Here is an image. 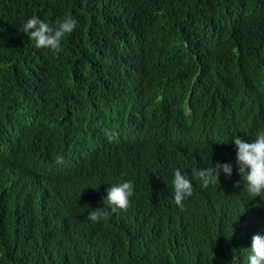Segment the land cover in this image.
Returning a JSON list of instances; mask_svg holds the SVG:
<instances>
[{
	"label": "clouds",
	"instance_id": "obj_1",
	"mask_svg": "<svg viewBox=\"0 0 264 264\" xmlns=\"http://www.w3.org/2000/svg\"><path fill=\"white\" fill-rule=\"evenodd\" d=\"M35 7L32 0H17L18 16L0 17V26L22 22L24 37L43 51L32 71L42 79L29 84L37 77L18 72L14 62L11 80L21 91L45 80L53 94L43 99L53 109L27 114L32 121L23 134H0L13 140L0 141V148H12L0 150V199L9 196L13 209L43 215L42 248L50 255L73 248L87 261L119 249L160 264H264L263 46L254 36L247 39L246 59L257 70L247 88L257 97L232 99L224 74L208 69L188 41L165 48L134 35L74 54L77 39L87 46L99 41L91 23H78L76 0H58L55 18L34 14ZM23 44L24 38L21 49ZM45 52L67 66L52 69ZM238 107L249 117L223 113ZM85 109L93 113H76ZM84 119L89 121L76 122ZM96 120L114 131L86 136L83 130ZM42 122H50V129L30 134L42 130ZM76 130L78 139L92 143L76 141ZM97 135L108 141L94 145ZM87 148L99 151L84 158L70 153ZM86 202L91 211L78 223L74 216ZM231 229L240 234L236 242ZM203 234L201 247L195 237Z\"/></svg>",
	"mask_w": 264,
	"mask_h": 264
},
{
	"label": "trees",
	"instance_id": "obj_2",
	"mask_svg": "<svg viewBox=\"0 0 264 264\" xmlns=\"http://www.w3.org/2000/svg\"><path fill=\"white\" fill-rule=\"evenodd\" d=\"M57 2L32 0L37 6L34 14L57 17L52 9ZM76 3L78 23H91L90 33L99 41L87 46L77 39L74 54L83 55L102 40L115 46L134 35L145 36L151 43H161L165 48L188 41L193 47L192 53H199L208 69L224 74L229 82L227 94L230 98L257 97L247 88V81L257 74V70L246 59V42L254 36L264 48V0H99L100 5L106 3L103 7L90 0H76ZM18 14L17 0H0V17H17ZM21 26L22 22L0 26V116L7 115V118L0 117V128L9 135H20L28 130L32 119L27 114L38 116L33 99L51 87L42 80L33 91H21L12 83L14 62L18 72L37 77L29 79V84L35 85V80L43 78L32 72L41 63L43 51L30 44L20 31ZM68 53L70 55V50ZM45 58L52 69L62 70L67 66H60L54 54L45 52ZM69 61L70 58L64 60L65 63ZM207 78L214 82L212 75L208 74ZM247 102L252 101L245 100L242 104ZM28 105L33 107H23ZM247 112L243 111L249 116ZM76 113L89 115L93 111L85 109ZM87 121L89 119L76 120L79 124ZM98 121H95V127H88L83 133L97 134ZM42 131L30 133L40 135L44 133ZM90 211L89 202L84 203L74 216L75 220L81 223ZM229 236L236 242L240 234L231 229ZM45 239L44 218L39 211L34 208L15 210L9 196L0 199V264H160L157 259H148L133 250H111L105 256L99 253L98 258L88 261L73 248L62 255H50L42 248ZM206 240V234L195 237L201 247L205 246Z\"/></svg>",
	"mask_w": 264,
	"mask_h": 264
},
{
	"label": "bare ground",
	"instance_id": "obj_3",
	"mask_svg": "<svg viewBox=\"0 0 264 264\" xmlns=\"http://www.w3.org/2000/svg\"><path fill=\"white\" fill-rule=\"evenodd\" d=\"M49 89H50V92H46L45 94H44V92H40L38 95H37V97H39V98H37L38 99V101H36V99H33L34 101H35V106H39V108H35V111H36V113L38 114V115H43L44 113H45V111H46V107L47 108H50V109H53V108H51L52 107V105L50 104V102H46V100H44L43 98L45 97V96H48L49 98H51V96H52V94H53V89H51V87H49ZM118 110L116 109V110H114V111H112V112H110V114H115L116 112H117ZM224 113V115L225 116H228V115H233V116H238V115H241V113H243V112H241L240 110H238L237 112L236 111H234V112H232L230 109L229 110H226V111H224L223 112ZM69 114V113H68ZM71 114V113H70ZM222 113H220V115H221ZM244 117H249V116H246V115H244V113L242 114ZM32 119V118H31ZM153 119V118H152ZM147 119H143V121H146ZM108 121H111V122H113L114 121V119L113 118H110V119H108ZM225 121H227V120H225ZM234 122H235V120H233ZM52 123H54V122H52ZM236 123V122H235ZM100 124V123H99ZM109 124H111V123H109ZM108 124V125H109ZM37 125H39V126H42L43 127V131H47L48 129H50V122H42V123H38ZM106 126H107V124H106ZM101 127V126H99L98 125V132H97V134H100V133H102V134H106V132L107 131H114V129L112 128V127H110V128H107V127ZM80 128V127H79ZM78 128V129H79ZM0 130H2V131H0V133H5L4 131H3V127L2 128H0ZM42 131V132H43ZM80 130H76L75 131V137H76V141H78L79 143H81V144H85V143H88V144H90V143H92L91 142V140L88 138V139H78V136L80 135V132H79ZM31 134V133H30ZM86 136H87V134H86ZM9 136H0V141L1 142H5V143H7V142H11V145L13 144V140L12 139H10V138H8ZM99 136L97 135V136H95V140L93 141V144L94 145H96L97 144V142L96 141H102L103 143L104 142H106V141H108L107 139H102L101 140V138L99 137ZM194 138H192V140H193ZM214 141H216V142H221V141H223L222 139H226V140H224V141H226V142H229V140H228V138H212ZM117 139L115 138L114 140H111V143H114L115 141H116ZM99 147V146H98ZM82 148V147H81ZM0 150H1V152H3V151H6V150H12V148H10L9 146H7L6 145V147H5V145H3L2 146V148H0ZM87 151H88V148L84 151V150H81V149H78V150H76V151H74V150H71V152L70 153H75V156L76 157H82V158H84V157H87L90 153L92 154V153H94V152H97L98 153V151H99V148H95L94 150H90V152H88L87 153ZM82 152H84L83 154H81ZM72 155H70V157H71ZM18 160H20V159H18ZM12 162H15V161H12ZM15 164H17V165H19L18 163H15ZM20 166V165H19ZM21 174H22V176H24V174H23V172H21ZM75 176L74 175H72L71 176V178L73 179ZM61 186H63V188H65V182H64V180L62 181V183H61Z\"/></svg>",
	"mask_w": 264,
	"mask_h": 264
}]
</instances>
